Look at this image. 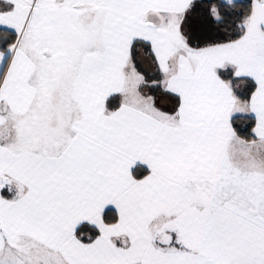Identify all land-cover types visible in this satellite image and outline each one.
Here are the masks:
<instances>
[{
    "label": "snow or ice",
    "instance_id": "6c2138e0",
    "mask_svg": "<svg viewBox=\"0 0 264 264\" xmlns=\"http://www.w3.org/2000/svg\"><path fill=\"white\" fill-rule=\"evenodd\" d=\"M0 264H264V0H0Z\"/></svg>",
    "mask_w": 264,
    "mask_h": 264
}]
</instances>
